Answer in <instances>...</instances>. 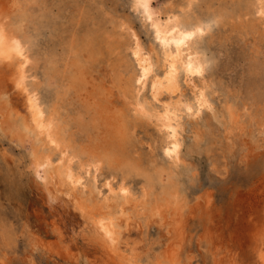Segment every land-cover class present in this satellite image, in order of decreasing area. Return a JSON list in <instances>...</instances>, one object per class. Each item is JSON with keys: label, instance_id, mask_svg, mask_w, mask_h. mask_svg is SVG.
I'll return each instance as SVG.
<instances>
[{"label": "bare ground", "instance_id": "6f19581e", "mask_svg": "<svg viewBox=\"0 0 264 264\" xmlns=\"http://www.w3.org/2000/svg\"><path fill=\"white\" fill-rule=\"evenodd\" d=\"M157 1L148 0L155 15L164 18L179 15L185 27H204V34L197 37L190 49L193 58L203 64L204 72L195 81L181 82L179 95L173 96L165 86L159 102H154L151 83L156 75L165 71L162 54H158L148 82L143 86L147 115H137L131 109L138 97L134 84L137 68L130 56L135 41L130 32L140 39L142 47L152 52L156 47L150 26L133 7L135 0H126L124 11L112 15L108 21L111 28L104 30L106 36L95 37L96 47L88 42L78 46L74 36L68 42L58 40L61 52L40 45V27L50 23L47 14H40L38 18L44 24L39 21L41 25H30L28 21L32 16L19 0H13L16 8L0 6V26L8 37L20 40L24 48L23 57L11 53L9 58L6 50L0 56V130L18 142H30L29 168L38 181L50 214L67 229L82 233L111 264L147 263L136 245L128 246L133 230L142 232L155 223L165 227L167 233L173 234L178 229L187 201V186H182L180 174L187 166L188 152L199 146L206 115L223 121L227 129L244 121L246 100L238 104L228 95L223 99L219 97L223 84L218 66L223 47L216 41L218 32L230 24L245 33L256 29L262 40L264 37V16L259 14L261 0H226L223 4H214V0ZM136 17L141 21L140 26ZM52 44H55L54 39ZM105 55L106 59L115 61L110 84L92 85L95 67L105 60ZM114 90L119 104L112 100ZM197 90L206 92L211 107H204L191 116L185 112L176 124L178 131L173 140L168 131L171 123L163 115L164 106L196 104ZM29 92L39 101L37 110L28 102ZM261 95L263 93L258 92L253 97L259 99ZM137 123L154 132L150 141L155 158L152 169L134 161L131 153V136ZM259 126L263 127L264 121L259 120ZM49 136L59 147L53 146ZM172 143L179 144L178 160L165 153ZM58 155L59 160L52 159ZM93 163L101 164L99 180L95 168L89 167ZM106 169L120 171L121 175L108 173ZM135 174L142 177L138 188L130 178ZM82 175L85 182L77 183ZM104 182H111L113 190H105L102 197ZM121 183L128 189L127 194L118 191ZM113 229L114 244L107 241L104 234L105 230ZM261 229L255 230L261 233H253L247 264H264V231ZM179 247V243L171 239L163 252L155 253L152 264H184Z\"/></svg>", "mask_w": 264, "mask_h": 264}, {"label": "rangeland", "instance_id": "374dc122", "mask_svg": "<svg viewBox=\"0 0 264 264\" xmlns=\"http://www.w3.org/2000/svg\"><path fill=\"white\" fill-rule=\"evenodd\" d=\"M19 1L32 16L30 25L44 24L38 18L43 13L48 15L50 23L40 27V45L56 50H62L60 40L68 42L74 36L78 46L88 42L96 47L95 37L106 36L104 30L111 28L108 21L112 15L126 8V0ZM225 1L214 0V4ZM0 4L4 9L16 8L13 0H0ZM136 21L140 26L139 17ZM258 33L256 29L245 33L226 24L217 34L216 41L223 47L218 66L223 84L219 97L228 95L238 104L246 100V115L230 129L223 121L206 115L199 146L188 152L187 166L180 174L182 186H187V201L178 229L167 233L155 223L130 235L128 246L136 245L146 264H152L155 253L163 252L171 239L179 243L184 264H247L252 237L259 232L255 230L264 231V126H259V120L264 121V37L262 40ZM114 62L105 55L95 67L92 85L110 84ZM258 92L263 95L256 99L253 95ZM113 94L112 100L118 103L116 90ZM1 131L0 264H111L82 233L67 229L50 214L29 168L30 142H18ZM153 133L137 123L131 136L134 161L147 169L155 165L150 142ZM110 171L121 175L106 169ZM132 177L138 188L142 177Z\"/></svg>", "mask_w": 264, "mask_h": 264}, {"label": "snow or ice", "instance_id": "6c2138e0", "mask_svg": "<svg viewBox=\"0 0 264 264\" xmlns=\"http://www.w3.org/2000/svg\"><path fill=\"white\" fill-rule=\"evenodd\" d=\"M137 12L142 13L143 18L147 25H149L150 34H154L153 44L156 47V51H150L146 46L142 47L140 39L135 36L134 32H130L135 41L134 49L130 51V56L133 57V65L137 68V78L134 80V84L137 92V99L133 101L131 109L136 112L137 115H147L146 104L144 96L146 93L143 91V86L148 82V76L150 71L155 67V60L158 54H162L163 62L165 65V71L156 75L155 79L151 83L152 97L154 102H159V95L166 90L173 96L179 95V86L181 82L188 83L195 81L196 77L201 76L204 72L203 64L196 61L191 54V46L196 41L199 35L204 34V27H185L180 20L179 15H169L167 18L157 16L150 8L148 0H135L133 5ZM260 15L264 16V0H261ZM5 50L11 58V53H15L21 57L24 55L23 43L18 39L10 38L6 35L3 26H0V56L5 54ZM19 87V84L17 85ZM196 96L198 97L196 104H181L174 108L171 104H165L163 109V115L168 117L171 126L168 128L169 133L173 140H175V134L178 131L176 124L182 119L183 114L195 115L198 111L204 107H211L207 101V94L203 90H197ZM29 104L33 110H37L39 107V101L35 100L29 92ZM42 116L43 113H40ZM176 119L173 120L172 117ZM49 141L54 147H59L56 141L49 136ZM179 148L178 143H172L169 148L165 149V153L170 157H175L177 160V150ZM63 155H67L66 152L61 150ZM53 160H59L60 156L53 157ZM44 166V165H41ZM94 167L96 170V179L99 180V174L101 171V164L93 163L89 166ZM85 182L83 175L80 181L77 183ZM107 190L111 192L113 185L111 182H104V188L101 189V195ZM120 193L127 194L128 189L121 183L118 189ZM103 224V221L101 222ZM105 237L107 241L111 243L116 242V233L113 230H105Z\"/></svg>", "mask_w": 264, "mask_h": 264}]
</instances>
